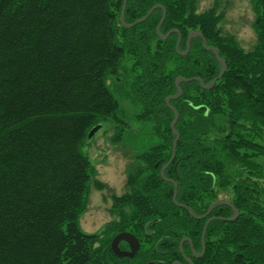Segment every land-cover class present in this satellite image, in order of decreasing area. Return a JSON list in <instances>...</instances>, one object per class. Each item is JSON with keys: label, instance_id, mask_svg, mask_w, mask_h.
<instances>
[{"label": "trees", "instance_id": "trees-1", "mask_svg": "<svg viewBox=\"0 0 264 264\" xmlns=\"http://www.w3.org/2000/svg\"><path fill=\"white\" fill-rule=\"evenodd\" d=\"M122 3L0 0V264H264V0L252 1L250 50L221 27L219 0L203 11L198 0L126 1V24L161 5L160 34L177 31L166 39L156 34L161 8L124 27ZM191 32L226 70L210 89L180 82L173 99L178 77L207 85L221 69L199 36L177 52ZM122 61L119 95L135 111L127 122L105 81ZM170 107L178 140L163 179L175 139ZM104 120L114 122V141L129 121L139 125L130 131L135 155L112 196L113 219L87 234L78 217L92 168L82 147ZM218 199L231 202L234 220L226 205L200 219L187 210L202 216ZM120 232L139 241L132 257L110 248Z\"/></svg>", "mask_w": 264, "mask_h": 264}, {"label": "rangeland", "instance_id": "rangeland-1", "mask_svg": "<svg viewBox=\"0 0 264 264\" xmlns=\"http://www.w3.org/2000/svg\"><path fill=\"white\" fill-rule=\"evenodd\" d=\"M219 1L223 3L226 10L221 27L234 34L245 50L252 49L256 45L253 0ZM198 2V11H203L209 8L214 0H198ZM124 63L125 61H122L117 71L109 73L105 81L117 100L118 117L127 122L135 111L131 103L119 95L118 83ZM99 124H101V129L96 131L90 139H86L82 147V152L88 157L92 168L85 204L78 217L79 228L87 234L100 233L113 219L111 215L112 196L120 195L124 191L130 157L135 155L133 152L135 135L131 132L135 133L139 127V125H133V121H129V128L121 127L127 134L123 133L120 139L123 141L120 142L114 141L117 134L114 122L104 120ZM257 161L264 168V157H259ZM96 183L104 184L103 188L99 189Z\"/></svg>", "mask_w": 264, "mask_h": 264}, {"label": "water", "instance_id": "water-1", "mask_svg": "<svg viewBox=\"0 0 264 264\" xmlns=\"http://www.w3.org/2000/svg\"><path fill=\"white\" fill-rule=\"evenodd\" d=\"M126 1H127V0H123L122 8H121V12H120V18H119V19H120V23H121L122 26H124V27H132V26L135 25L136 23H139V22H142L143 20H145V19H146L151 13H152L153 10H155V9H157V8H161L163 13H162V17H161V19H160V21H159V23H158V25H157V27H156V34H157L161 39H166L167 36H168L170 33L177 32L176 30H171V31H169V32H168L167 34H165V35H161V34H160L159 29H160V26H161V24H162L164 18H165V9H164L161 5H156V6H154L153 8H151V9L147 12V14H146L143 18H141V19L135 21L134 23H132V24H126V23L124 22V11H125V6H126ZM194 36H199V37H201L203 47H204L206 50H211V51L213 52V54L215 55L216 59L218 60V62H219L220 65H221V69H220L219 74H218L214 79H212V80L210 81V83L207 84V85H205L204 82H203L201 79H199V78H189V79H186V78H183V77H178V78L175 80V86H176V89H177V93H176L175 96L172 97L173 99H175V98H177V97H179V96L181 95V88H180V86H179V83H180V82H188V81H192V80H197V81H199L200 86H201L202 88H204V89H210V88H212V86L214 85L215 81H216L217 79H219L220 77H222V75L224 74V72H225V70H226V64H225L224 60L221 59V58L219 57V55H218V53H217V50H216L214 47H212V46H207V45H206V41H205V39L203 38V36H202L199 32H191V33H189V35H188V37H187V42H186V50H185L183 53L179 52V42H180V36H179L178 39H177V43H176V50H177V52H178L179 54H182V55L187 54V52L189 51V48H190L189 41H190V39H191L192 37H194ZM169 99H170V98H167V99H166V104H167L168 106H170V105H169ZM170 108H171V110H172L173 113H174V119L172 120V122H171V124H170V127H171V130H172L173 134L175 135V139H174V141H173V153H172V156H171V158L169 159V161H168V162H167V163L161 168V170H160V175H161V177H162L163 179H164V175H163V173H164L165 168L168 166V164L173 160V158H174V156H175V146H176V143H177V140H178V133H177V131H176L175 128H174L175 123H176L177 118H178V113H177V111H176L173 107H170ZM100 128H101V124H98V125H96V126H93V127L89 130V132H88V134H87V139H90V138L94 135V133H95L96 131H98ZM173 185H174V187H176V184H175L174 182H173ZM175 194H176V191L174 190V194H173V201H174V202H175ZM216 205H226V206H229L231 209H233L234 214H233V216H232L230 219H228V220H234V219L237 217L238 212H237V210L233 207V205L231 204V202H229V201H227V200H222V199H218V200L213 201V202L208 206V209H207V211L205 212V214H203L202 216H195V215L193 214V212H192L189 208H187V207H186V208H187L188 212L190 213V215L194 216V217L197 218V219H200V218L206 217V216L210 213V211H211ZM181 206H182V207H185L184 205H181ZM212 219H214V217H210V218H208V219L205 221V223H204V226H203V229H202V237H201V241H202V251H201L200 254H195V253H194V255L197 256V257H199V256L203 253V251H204L203 239H204V235H205L206 227H207L208 223H209ZM220 219H222V218H220ZM186 240H188V239H187V238H184V239L181 240V242H180V246H179L180 249L182 248V244H183V242L186 241ZM120 241H124V242H126V243L131 247L132 251H123V250H120L119 247H118V243H119ZM110 247H111L112 252H113L116 256H118V257H132V256H133V251H134V250H137L138 247H139V241L135 238V236H133V235H132L131 233H129V232H120V233L116 234V235L113 237V239L111 240V243H110ZM189 263L192 264V262H191L190 260H189ZM146 264H151V263H146Z\"/></svg>", "mask_w": 264, "mask_h": 264}, {"label": "flooded vegetation", "instance_id": "flooded-vegetation-1", "mask_svg": "<svg viewBox=\"0 0 264 264\" xmlns=\"http://www.w3.org/2000/svg\"><path fill=\"white\" fill-rule=\"evenodd\" d=\"M118 247H119L120 250H123V251H132L131 247L124 241H120L118 243Z\"/></svg>", "mask_w": 264, "mask_h": 264}, {"label": "bare ground", "instance_id": "bare-ground-1", "mask_svg": "<svg viewBox=\"0 0 264 264\" xmlns=\"http://www.w3.org/2000/svg\"><path fill=\"white\" fill-rule=\"evenodd\" d=\"M136 21H137V20H136ZM143 21H144V20H143ZM134 22H135V21H134ZM134 22H133V23H134ZM139 23H141V22H139ZM136 24H137V23H136Z\"/></svg>", "mask_w": 264, "mask_h": 264}]
</instances>
